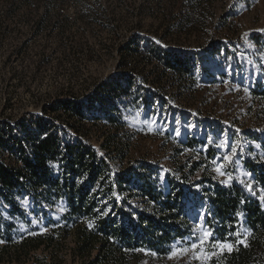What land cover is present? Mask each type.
Here are the masks:
<instances>
[{"label":"trees","instance_id":"1","mask_svg":"<svg viewBox=\"0 0 264 264\" xmlns=\"http://www.w3.org/2000/svg\"><path fill=\"white\" fill-rule=\"evenodd\" d=\"M72 1L0 0V24L9 27L13 15L22 10L26 12L24 19L37 17L30 39L47 23L51 29L59 28L64 37V26L70 21L62 9ZM201 2L184 0L182 4L192 12L172 14L165 39L171 41L170 37L187 31ZM84 3L82 19L94 15L93 22L101 29L108 26L103 25V16L91 11L93 5L88 0ZM105 19L113 22L111 17ZM248 39L258 41L260 37L251 34ZM168 45L131 34L118 51L141 60V72L121 71L82 95L69 88L40 104L39 113L0 115L3 251L26 258L40 252L43 264H55L70 238L74 243L70 250L77 256L96 253L83 264H187L169 263L168 253L170 245L190 234L193 225L186 215L185 200L193 195L205 204L210 213L206 223L218 236L223 237L228 226L236 223L238 212L243 213V226L251 233L248 247L241 244L231 253L213 257L209 264H264V201L259 199V190L264 189V130L242 134L239 171H233L234 179L225 185L211 162L225 154L224 148L217 147L224 140L223 134L234 144L236 131L192 117L197 130L179 128L177 136L176 122L165 115L172 96L191 95L197 85L215 84L227 76L225 72L214 73L208 55L216 57L221 51L224 59L233 55L220 43L211 44L204 52ZM22 47L15 56L24 53ZM124 65L125 61L120 69ZM233 71L237 73L236 66ZM169 83L170 89L165 88ZM246 87L254 103L264 110V65ZM8 103L11 110L12 103ZM188 115L181 113L184 122ZM98 123L104 124L103 129ZM127 127L168 142L171 167L136 160L121 169L113 168L112 161L129 154ZM93 134L102 140L98 147L90 142ZM210 138L214 142L210 143ZM244 171L254 176L251 183L256 195L238 182ZM137 198L142 201L141 208L131 204Z\"/></svg>","mask_w":264,"mask_h":264},{"label":"rangeland","instance_id":"2","mask_svg":"<svg viewBox=\"0 0 264 264\" xmlns=\"http://www.w3.org/2000/svg\"><path fill=\"white\" fill-rule=\"evenodd\" d=\"M88 2L93 5L90 7L91 11L103 16L102 24L108 26L101 29L99 24L93 22L94 15L82 19L84 0H74L72 4L66 3L63 7L62 14L70 21L64 26V37L59 35V28L51 29V24L47 23L40 34L30 39L33 21L37 17L34 15L35 17L24 19L22 15L26 12L22 10L13 15L9 27L0 24V115L39 113L40 104L67 93L69 88L82 95L85 91L89 92L94 84L121 71L133 72L136 69V74L141 72L144 66L141 60L136 56L122 55L118 51L119 46L127 42V36L138 34L152 43L169 44L170 47L176 46L172 44H180L184 49L199 52L206 51L211 44L220 43L235 58L224 59L223 51L216 57L208 55L214 73L225 72L227 76L220 77L215 84L197 85L191 95L172 96L174 99L165 108V115L176 122L177 128L184 127L194 132L197 130L196 121L191 118L198 117L201 122L211 121L226 130L234 129L238 134L239 146L245 131L264 130V110L254 103L246 87L259 75V66L264 65V38H261L264 36V0H202L192 25L181 36L170 37L171 41L165 39L164 34L172 14L192 12L189 6L184 7V0ZM107 17H111L113 22L105 19ZM115 27L118 28L117 31H114ZM251 34L260 37L259 43L248 39ZM21 46L24 53L19 57L15 56L14 52ZM43 54L45 58H42ZM227 60L230 61L228 64ZM123 61L125 67L120 69ZM235 66L237 73L232 72ZM169 85L170 83L166 84L165 88L170 89ZM9 101L13 106L11 110L7 109ZM184 112L189 113L186 122L181 118V113ZM98 124V128L103 129L104 124ZM96 125L93 127L95 131ZM190 125L194 127H189ZM167 126H170L169 122ZM127 130L125 135L130 140L129 154L112 161L113 168L121 169L136 163V160L171 167V145L168 142L164 144L162 140L132 127H127ZM126 136L125 139H128ZM101 141L93 134L90 142L98 147ZM241 174L239 178L245 177L246 180L247 177ZM220 178L226 179L225 176ZM185 201L186 215L194 225L199 213L207 214V208L193 195ZM131 204L135 208L142 207L140 198L134 199ZM64 245L55 264H83L96 254L86 256L87 258L77 256L70 250L74 245L70 238ZM2 247L3 244L0 243V264H43L40 252L32 255V258L21 255L17 257L13 252L3 251ZM189 256L191 253L187 256L178 254L168 260L169 263H187ZM48 261L51 263L49 259ZM196 261L193 259L191 263Z\"/></svg>","mask_w":264,"mask_h":264},{"label":"snow or ice","instance_id":"3","mask_svg":"<svg viewBox=\"0 0 264 264\" xmlns=\"http://www.w3.org/2000/svg\"><path fill=\"white\" fill-rule=\"evenodd\" d=\"M151 125L155 121H145ZM177 123H179L177 121ZM194 127V126H189ZM239 131V130H237ZM176 135L181 134L180 129L175 130ZM224 140L217 147H222L225 149V154L220 157L214 158L212 164L215 165V172L218 176H225L226 179L222 181L225 185H228L233 179V171H239L238 160L240 156L239 141L235 144L229 141L227 134L224 133ZM214 142L210 138V143ZM219 161V163L217 162ZM249 182H245L244 179H238V182L247 189L252 195L257 194V189L253 188L251 183L254 180V176L251 173L243 172ZM163 179V177H161ZM260 196L259 199L264 201V189L259 190ZM243 203V200L241 201ZM63 211V209H61ZM210 215V213H207ZM206 214L201 212L198 214L197 221L194 223L190 229V234L187 237H183L179 240H176L172 245H170L168 258L172 259L173 257L179 255L189 256L187 264H191L193 259L197 260L199 264H209V262L216 256H222L225 251L231 253L233 250H237L238 246L243 244L245 247H248L247 237L251 233L244 228L243 226V213L238 212L236 214L239 218L235 224H230L228 226L229 230L225 233L223 237H220L216 234L215 229L209 226L205 220ZM91 227V224L89 225ZM155 255V253H152Z\"/></svg>","mask_w":264,"mask_h":264}]
</instances>
